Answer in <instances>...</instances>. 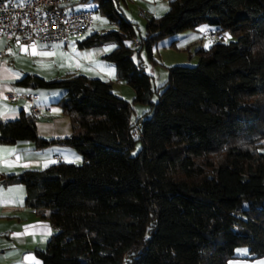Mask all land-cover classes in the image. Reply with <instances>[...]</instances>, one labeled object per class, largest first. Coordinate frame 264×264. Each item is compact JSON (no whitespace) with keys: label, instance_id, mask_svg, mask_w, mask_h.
Segmentation results:
<instances>
[{"label":"trees","instance_id":"trees-1","mask_svg":"<svg viewBox=\"0 0 264 264\" xmlns=\"http://www.w3.org/2000/svg\"><path fill=\"white\" fill-rule=\"evenodd\" d=\"M82 1L93 2L91 10L114 27L91 32L79 48L113 43L103 59L134 96L131 103L113 92L111 80L75 72L16 81L31 90L62 89L56 104L69 117L71 134L43 138L37 117L21 111L0 121V143H58L82 158L9 177L24 185L26 206L55 230L38 258L43 264H228L238 248L250 259L263 257L264 0H167L164 14L147 18L144 37L122 12L128 0ZM201 25L231 38L197 48L196 65L168 67L166 81L154 87L133 56L144 46L154 61L162 38ZM132 104L148 110L133 120Z\"/></svg>","mask_w":264,"mask_h":264},{"label":"crops","instance_id":"crops-1","mask_svg":"<svg viewBox=\"0 0 264 264\" xmlns=\"http://www.w3.org/2000/svg\"><path fill=\"white\" fill-rule=\"evenodd\" d=\"M74 3V0H68V8L74 10ZM121 8L128 19L136 25L145 27L147 18L160 16L168 10V2L128 0L121 4ZM107 23L110 24L108 21ZM201 26L206 33L212 29L207 25ZM223 34L224 39L231 38L227 31ZM78 41L71 39V36L67 41L38 46H27L18 41H11L6 45L0 41V50L6 53V57L0 62V121L15 120L21 111L29 112L25 101L9 103L3 98V93L10 89L31 91L16 84V81L26 74L51 79L75 72L89 77L109 79L112 81V90L115 94L124 99L126 95L133 97L128 85L115 79L114 66L103 59V55L110 52L114 44L79 48ZM34 91L39 94L36 103L42 108V113L37 116L35 123L38 135L46 139L68 137L71 134L70 119L56 104L63 91L57 89ZM59 161L79 163L82 158L74 148L58 143H51L42 148L26 140L14 144L0 143V264H43L36 251L45 249L55 230L48 219L26 206L24 185L10 181L9 177L18 175L26 169H43ZM228 264H264V256L250 259L247 250L241 249L237 252V257L231 259Z\"/></svg>","mask_w":264,"mask_h":264},{"label":"built area","instance_id":"built-area-1","mask_svg":"<svg viewBox=\"0 0 264 264\" xmlns=\"http://www.w3.org/2000/svg\"><path fill=\"white\" fill-rule=\"evenodd\" d=\"M67 4L68 0H0V41L6 45L18 41L27 46H38L67 41L70 36L88 31L93 25V11L72 10ZM207 34L212 39L224 37L223 31L219 30H209ZM5 57L6 53L1 49L0 62ZM3 98L9 103L25 101L29 113L36 117L42 113L36 103L39 94L34 90L10 89L3 93ZM132 134L135 137L140 135L137 128Z\"/></svg>","mask_w":264,"mask_h":264},{"label":"rangeland","instance_id":"rangeland-1","mask_svg":"<svg viewBox=\"0 0 264 264\" xmlns=\"http://www.w3.org/2000/svg\"><path fill=\"white\" fill-rule=\"evenodd\" d=\"M74 1V10L94 9L95 7V4L91 1ZM93 18L94 25L92 26V28H90L86 32L71 36V39H77L80 41L81 39L89 35L91 32H93V30H102L105 28L113 27L111 24H108L106 18L98 12H93ZM137 34L138 37H144L145 27L137 25ZM192 39H194V41H192ZM223 40L227 41L228 39ZM172 41H174L173 45H171ZM212 42L213 39L206 32H204L203 26H199V28L195 30H184L175 35L162 38L158 43V48L153 49L154 61L148 57L144 46L141 48L139 55L135 54L133 56V59L135 60V62L142 60V66L144 71L152 76V85L154 87H158L166 81L168 75V67L173 65H196L198 62V56L196 55L195 50L199 47L207 48ZM128 88L134 96L132 88L130 86H128ZM126 96L127 97L125 100L132 103L133 97L131 95ZM156 99L157 94L155 93L153 96V100L156 101ZM132 107L134 110L133 120L136 117L141 116L143 112L148 110L147 106L141 104H132ZM139 148L140 143L137 142L133 153H136ZM81 162L82 161L74 164H81ZM241 249L243 250L245 248H238L237 252Z\"/></svg>","mask_w":264,"mask_h":264},{"label":"snow or ice","instance_id":"snow-or-ice-1","mask_svg":"<svg viewBox=\"0 0 264 264\" xmlns=\"http://www.w3.org/2000/svg\"><path fill=\"white\" fill-rule=\"evenodd\" d=\"M108 49H105V51H107ZM45 55H47L48 53H44Z\"/></svg>","mask_w":264,"mask_h":264}]
</instances>
